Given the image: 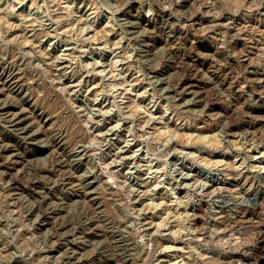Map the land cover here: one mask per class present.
Here are the masks:
<instances>
[{
  "label": "clouds",
  "instance_id": "1",
  "mask_svg": "<svg viewBox=\"0 0 264 264\" xmlns=\"http://www.w3.org/2000/svg\"><path fill=\"white\" fill-rule=\"evenodd\" d=\"M0 264H264V0H0Z\"/></svg>",
  "mask_w": 264,
  "mask_h": 264
}]
</instances>
